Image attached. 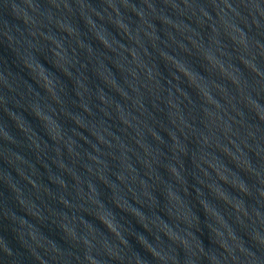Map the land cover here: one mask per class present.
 Masks as SVG:
<instances>
[{"label": "water", "instance_id": "obj_1", "mask_svg": "<svg viewBox=\"0 0 264 264\" xmlns=\"http://www.w3.org/2000/svg\"><path fill=\"white\" fill-rule=\"evenodd\" d=\"M0 264H264V0H0Z\"/></svg>", "mask_w": 264, "mask_h": 264}]
</instances>
